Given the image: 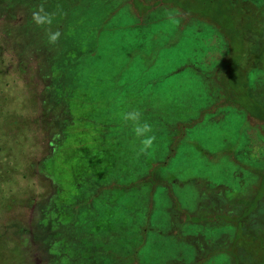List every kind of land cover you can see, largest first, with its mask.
Wrapping results in <instances>:
<instances>
[{"label":"rangeland","instance_id":"1","mask_svg":"<svg viewBox=\"0 0 264 264\" xmlns=\"http://www.w3.org/2000/svg\"><path fill=\"white\" fill-rule=\"evenodd\" d=\"M247 1L264 14V0ZM41 9L51 24H36ZM177 13L137 17L126 0L0 6V264H182L197 256L183 237L232 231L178 216L214 207L206 192L248 191L249 169L264 167L263 126L233 106L209 112L218 92L206 77L228 44L207 21ZM243 44L242 66L260 42L249 34ZM245 80L264 106V70L249 68ZM131 111L151 125L147 148L124 119Z\"/></svg>","mask_w":264,"mask_h":264},{"label":"trees","instance_id":"2","mask_svg":"<svg viewBox=\"0 0 264 264\" xmlns=\"http://www.w3.org/2000/svg\"><path fill=\"white\" fill-rule=\"evenodd\" d=\"M126 3H129L137 17L151 8L172 7L177 10V15L185 23L190 20L197 22L202 19L210 23L213 29L227 42L228 53L206 77L207 82L214 85L218 92L216 99L209 106V112L214 113L228 105L243 110L246 112L248 122L254 126H263L262 133L264 135V106L256 102L258 100L254 98L249 97V99L243 89V87H247L245 86V74L249 68L255 67V69L264 70V14H262L260 5L247 0H149L148 2L126 0ZM249 34L258 36L260 44L257 46V52L249 55L247 64L242 66L243 42ZM236 44H239L236 46L239 47V50L235 51L232 47H235ZM249 170L254 176L255 182L245 194L229 199L219 195L213 196L206 192L204 196L213 197L208 199V203L212 204L213 202L218 206L214 205L211 208L209 205H201L196 212H180L181 216H178V219L181 223L206 224L210 220L217 219L235 228L231 235L227 233L218 235L214 239L209 238V245H205L198 237L182 238L175 233L186 244L194 247L197 255L195 264H204L219 255L228 256L229 264H264V167ZM142 180L153 187L159 182L155 178V173L151 171H147ZM163 184L162 181L160 185L164 186ZM153 187L149 196L150 201L155 191ZM100 189L97 190L98 193ZM171 218L175 223V216H171ZM144 234L145 231L142 229V235ZM59 236L62 237V233ZM63 238V240L67 239L65 235ZM110 252L105 250L103 255L110 256L112 255ZM130 264L139 263L133 260Z\"/></svg>","mask_w":264,"mask_h":264},{"label":"clouds","instance_id":"3","mask_svg":"<svg viewBox=\"0 0 264 264\" xmlns=\"http://www.w3.org/2000/svg\"><path fill=\"white\" fill-rule=\"evenodd\" d=\"M43 12V9L40 11L33 13V19L36 22L37 25L40 24H51L52 19L51 16L47 13L41 14ZM59 32H54L51 33L48 36V39L50 42H55L57 38L59 37ZM124 119L126 121H131L133 124L132 127V132L137 137L140 139L142 145L147 148L148 146L151 145L152 143V136L150 135L152 129L151 125L148 124L147 122H141L140 121V113L137 111H131L125 114Z\"/></svg>","mask_w":264,"mask_h":264},{"label":"flooded vegetation","instance_id":"4","mask_svg":"<svg viewBox=\"0 0 264 264\" xmlns=\"http://www.w3.org/2000/svg\"><path fill=\"white\" fill-rule=\"evenodd\" d=\"M11 2V0H3V5H0L1 6V8L2 7H6L9 3ZM253 185H254V183L249 187V189H251L252 187H253ZM248 189V188H247ZM114 206H115V204H113ZM150 229H152V228H150ZM230 229H232V231L229 233L228 231H224V232H222V233H220V235H222V234H229V235H231L232 234V232L234 233V231H235V228H234V226H232V227H230ZM144 231H145V229H144ZM154 232V231H153ZM145 233H146V231H145ZM148 233H146L145 234V236L144 237H146V235H147ZM196 235H198L199 237H201V234H196ZM232 237V236H231ZM230 237V238H231ZM208 241H209V239H205V245H209V243H208ZM146 242V241H145ZM178 246H180V249H182V246L184 247V245H181L180 243L178 244ZM223 256H225V258H226V260L228 261V264H229V262H230V258L228 257V256H226V255H223ZM216 257V256H215ZM215 257H213V258H215ZM212 259V258H211ZM210 259V260H211ZM196 263V258L195 259H193L192 261H188L187 263L185 262V263H182V264H195ZM143 264V263H142ZM173 264H181L180 262H176V261H174V263Z\"/></svg>","mask_w":264,"mask_h":264}]
</instances>
